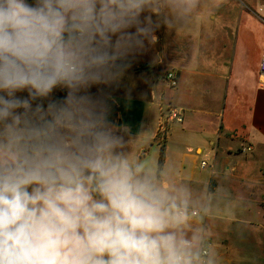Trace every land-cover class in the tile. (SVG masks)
Masks as SVG:
<instances>
[{"label": "clouds", "instance_id": "obj_1", "mask_svg": "<svg viewBox=\"0 0 264 264\" xmlns=\"http://www.w3.org/2000/svg\"><path fill=\"white\" fill-rule=\"evenodd\" d=\"M198 4L0 0V264H217L189 190L128 151L89 91Z\"/></svg>", "mask_w": 264, "mask_h": 264}, {"label": "crops", "instance_id": "obj_2", "mask_svg": "<svg viewBox=\"0 0 264 264\" xmlns=\"http://www.w3.org/2000/svg\"><path fill=\"white\" fill-rule=\"evenodd\" d=\"M251 2L199 0L190 17L162 25L154 45L128 57L131 85L108 96L111 122L128 126L127 150L144 159L156 145L153 161L158 166L161 151L164 178L185 186L191 202L214 205L224 240L214 251L217 264H234L230 252L238 264L255 255L264 260V17H253ZM167 72L175 88L164 80ZM166 105L182 111V122L170 123L159 141ZM224 222L236 225L234 232Z\"/></svg>", "mask_w": 264, "mask_h": 264}, {"label": "rangeland", "instance_id": "obj_3", "mask_svg": "<svg viewBox=\"0 0 264 264\" xmlns=\"http://www.w3.org/2000/svg\"><path fill=\"white\" fill-rule=\"evenodd\" d=\"M252 2V7L254 10V16H259V17H264V0H251ZM29 3H32L33 0H28ZM231 6V4H229ZM229 5H227V8H229ZM133 69L132 68H127L124 69L123 74L121 75V77L113 82L110 85H100V86H93L89 91L91 94L93 95H97L99 93V91L102 89L103 92L109 96L111 94H118V93H123L125 92L124 90H126V88L131 85L130 83H132V73ZM126 72V73H125ZM127 74V75H126ZM125 75V76H124ZM66 90L64 89H54L53 93L51 94V96L47 99L44 100H36L33 101V107H35L36 104H43L44 107H47V104L50 102H57L59 100H62L65 96H66ZM0 95H4V93H0ZM17 97L19 98H27L28 97V93L27 91H23V92H18L16 93ZM108 104L110 107V113H109V120L112 121L113 117H114V106L111 103L110 99H108ZM155 149H157V146L155 145L153 150H151V153H149L148 156L144 157V159H148L150 161H152L154 163V157L152 156V152L155 151ZM212 203V202H211ZM207 206L209 208H207ZM190 209L191 210H196L199 214L197 217L194 218L193 222L197 223L196 226L192 225V227H201L204 231V237H205V241H207L206 243H211L212 244V248L216 253V245H221V242L224 241L221 237V235L219 234L220 231V225L219 221L216 218V210H214V205L212 204H207V202H191L190 204ZM224 224L226 225L225 228L227 229V231L230 232H234V230L236 229V225H231L229 222H224ZM223 236V235H222ZM230 254L229 256L232 258V260L234 261V264H238V261L240 259H238V256L236 253L234 252H230L228 253ZM248 261L245 260H241L243 262V264H264V260H262L260 257H258L257 255L255 256H251L248 257Z\"/></svg>", "mask_w": 264, "mask_h": 264}, {"label": "built area", "instance_id": "obj_4", "mask_svg": "<svg viewBox=\"0 0 264 264\" xmlns=\"http://www.w3.org/2000/svg\"><path fill=\"white\" fill-rule=\"evenodd\" d=\"M258 74L261 79L262 86H264V50H262L261 57L258 64ZM164 80L168 83L170 88H175L177 85L176 78L171 72H167L164 75ZM172 122L181 123L182 122V111L179 108L166 105L164 107H160V122L158 124L156 138L159 141H163L167 131L168 126ZM206 163L204 161L201 162V167H204ZM191 210V209H190ZM198 215L196 210H192ZM209 247H211L210 243H206Z\"/></svg>", "mask_w": 264, "mask_h": 264}, {"label": "trees", "instance_id": "obj_5", "mask_svg": "<svg viewBox=\"0 0 264 264\" xmlns=\"http://www.w3.org/2000/svg\"><path fill=\"white\" fill-rule=\"evenodd\" d=\"M114 114H115V109H114ZM162 161H163V156H162V152L160 151L159 160H158V168H160Z\"/></svg>", "mask_w": 264, "mask_h": 264}]
</instances>
